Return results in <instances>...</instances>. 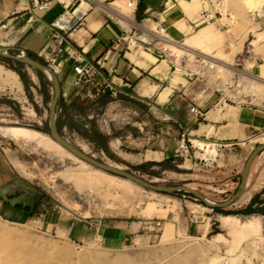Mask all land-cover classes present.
<instances>
[{"label":"rangeland","instance_id":"1","mask_svg":"<svg viewBox=\"0 0 264 264\" xmlns=\"http://www.w3.org/2000/svg\"><path fill=\"white\" fill-rule=\"evenodd\" d=\"M71 1L75 8L88 0ZM182 5L197 14L195 31L183 23L186 40L206 31L196 49L217 61L211 83L219 84L220 99L264 113V0ZM0 65L19 81L0 73V264H264V151L251 166L249 204L212 209L188 192H155L59 148L49 137L50 81L10 58L0 56ZM77 112H66L58 128L85 153L157 185L193 187L215 203L234 195L249 155L264 143L263 130L229 151L231 162L204 156L198 142L190 160L145 161L129 147L111 146L98 106ZM10 127L42 136L16 140L5 133ZM114 223L125 235L108 241L102 230Z\"/></svg>","mask_w":264,"mask_h":264},{"label":"crops","instance_id":"2","mask_svg":"<svg viewBox=\"0 0 264 264\" xmlns=\"http://www.w3.org/2000/svg\"><path fill=\"white\" fill-rule=\"evenodd\" d=\"M129 1L137 3L134 15L138 20L152 17L176 39L186 40L184 24L189 32L194 27L191 16L196 12L182 5L188 0H114L111 7L132 14ZM71 5V0H51V9L43 12L35 9V0H0V42L50 65L59 76V123L66 112L78 116L79 107L92 103L102 110L101 132L111 139V146L129 147L145 161L179 155L190 160L194 144L204 142L218 145V161L228 156L231 162L234 156L229 151L248 144L264 130L262 111L222 101L211 82L176 69L153 49H126L125 42L119 41L120 25L93 2ZM77 12L83 13L86 24L63 33L59 51L61 45L51 37L54 26H61L62 19L70 20ZM204 37L202 28L184 44L196 49ZM78 56L93 62L96 69L90 81L77 85ZM193 106L203 112L202 117L191 111ZM87 114L92 118L91 111ZM204 152V156L209 154ZM249 185L250 176L239 202L253 200ZM102 232L108 241L122 240L125 235L124 226L115 223Z\"/></svg>","mask_w":264,"mask_h":264},{"label":"built area","instance_id":"3","mask_svg":"<svg viewBox=\"0 0 264 264\" xmlns=\"http://www.w3.org/2000/svg\"><path fill=\"white\" fill-rule=\"evenodd\" d=\"M98 7L104 9L105 5H111L114 0H89ZM127 7L131 9L132 14H124L125 18L117 15H109L120 25L122 34L119 41H124L126 49L133 50L138 47H148L156 51L163 59L171 62L176 69L188 72L191 76L211 82L215 78L217 66L209 57L200 51L191 50L184 45V41L172 37L167 27L160 21L152 17H145L138 20L134 15L137 10L135 1L127 2ZM35 9L47 12L51 9V0H35ZM106 10V9H104ZM107 11V10H106ZM108 12V11H107ZM86 24L85 16L82 12H77L70 20H61V26H54L51 37L61 45L59 51H62L64 42L63 33H67L71 29L83 27ZM195 30L192 26L190 31ZM79 64L75 66L76 79L75 84H81L84 81H90L96 66L93 62L83 61L78 56ZM212 85L217 89L216 82ZM219 89V87H218ZM116 95L117 92L114 91ZM191 111L197 116L202 117L203 112L193 106ZM224 147V145H220Z\"/></svg>","mask_w":264,"mask_h":264},{"label":"water","instance_id":"4","mask_svg":"<svg viewBox=\"0 0 264 264\" xmlns=\"http://www.w3.org/2000/svg\"><path fill=\"white\" fill-rule=\"evenodd\" d=\"M15 53H16L15 48L0 46V56L13 59L14 61L21 63V64L28 65L29 67L35 69L39 74L44 75L50 81L54 89V97L52 99L51 106H50V134L49 135L51 136L53 140H55L57 143L62 145L67 151H69L74 156L87 162L88 164H90L91 166L95 168H98L107 173L116 174L118 176L126 178L136 183L140 187H143V188L155 191V192H161V193L174 192V191L175 192L176 191L188 192L192 195H195L197 198L202 200L208 207L212 209L228 207L233 204H236L242 199L243 195L245 194L247 185H248L251 166L255 158L264 151V143L258 145L256 149L249 155L244 165L243 171H242L241 183L239 185L237 192L230 199L222 203L211 202L200 191H198L197 189L193 187L187 186V185L162 186V185L154 184L151 181L143 179L129 171H126L117 166L105 163L95 158L94 156L85 153L79 147H77L76 145L72 144L69 140H67L60 133L59 128H58V105H59V99L62 94V86H61V82H60L58 74L55 72V70L50 65L43 63L38 59L33 58L26 52H23L20 55H17Z\"/></svg>","mask_w":264,"mask_h":264},{"label":"bare ground","instance_id":"5","mask_svg":"<svg viewBox=\"0 0 264 264\" xmlns=\"http://www.w3.org/2000/svg\"><path fill=\"white\" fill-rule=\"evenodd\" d=\"M104 9L108 10L109 13L111 14H117L123 18H125V15H123L122 13L115 11L111 5H105ZM195 31V30H193ZM189 35V33L187 34ZM185 45V44H184ZM186 47L190 48L191 50H196V51H200L198 49L189 47L187 45H185ZM202 54H204L205 56L209 57L213 62H215V64H217V61L210 57L209 55L205 54L203 51H200ZM0 73L3 74H7V76L11 77L15 82H19L18 81V75L13 72V71H7L2 65H0ZM5 133H7L8 135L12 136L14 139L16 140H31V139H35L38 136H42V134L38 131L32 130V129H28V128H23V127H10V128H6L5 129ZM49 137L51 138V136L49 135ZM52 139V138H51ZM53 140V139H52ZM57 146L61 149H65L62 145H60L59 143H57L55 140H53ZM199 148L202 149L203 151H207L208 153H210L211 155H218V149L216 146H214V148H211L209 145H205L203 143H198ZM66 150V149H65ZM82 150V149H81ZM69 152V151H68ZM85 152V151H84ZM70 153V152H69ZM73 155V154H72ZM200 155L203 156V154L201 153ZM74 156V155H73ZM76 157V156H75ZM78 158V157H77ZM79 159V158H78ZM81 160V159H80ZM83 161V160H82ZM87 163V162H85ZM90 165V164H89ZM105 172V171H104ZM126 179V178H125ZM128 180V179H127ZM130 181V180H129ZM132 182V181H131ZM136 184V183H135ZM225 221H229V217H225L224 218Z\"/></svg>","mask_w":264,"mask_h":264},{"label":"trees","instance_id":"6","mask_svg":"<svg viewBox=\"0 0 264 264\" xmlns=\"http://www.w3.org/2000/svg\"><path fill=\"white\" fill-rule=\"evenodd\" d=\"M58 126H59V122H58Z\"/></svg>","mask_w":264,"mask_h":264}]
</instances>
